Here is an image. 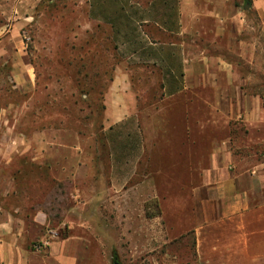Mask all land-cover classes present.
I'll return each instance as SVG.
<instances>
[{
    "label": "rangeland",
    "instance_id": "obj_1",
    "mask_svg": "<svg viewBox=\"0 0 264 264\" xmlns=\"http://www.w3.org/2000/svg\"><path fill=\"white\" fill-rule=\"evenodd\" d=\"M177 1L39 0L15 19L0 2V213L21 219L34 250L82 235L87 264H197L189 178L219 136L239 145L248 126L264 138V121L224 113L240 105L237 85L264 107V0ZM151 19L182 25L195 40L184 49L221 56L240 83L164 99L178 82L163 90L171 75L155 48L177 64L167 44L185 37ZM234 152L264 161V139Z\"/></svg>",
    "mask_w": 264,
    "mask_h": 264
},
{
    "label": "crops",
    "instance_id": "obj_2",
    "mask_svg": "<svg viewBox=\"0 0 264 264\" xmlns=\"http://www.w3.org/2000/svg\"><path fill=\"white\" fill-rule=\"evenodd\" d=\"M38 1L0 0L3 14L14 19L15 12L25 16L22 13L24 6H34ZM180 2L193 3L192 0H178L177 4ZM157 25L164 34L185 37L179 44H167L175 53L177 64L169 60L168 52L164 51V57L161 50L155 48L159 56L154 62L169 69L171 75L168 82L162 80L163 90L167 84L172 86L175 81L178 82L176 87L165 90L164 99L184 94L186 100H189L194 97L193 89L198 85L211 84L217 89L226 90L240 83L233 65L221 56L204 51L195 55L185 50L182 45L193 46L195 40L188 36L182 25L177 30ZM145 33L144 36L148 38L149 33ZM148 43L159 44L161 41ZM162 43L166 44L165 41ZM174 69L179 70L180 77L175 75ZM239 88L237 85L234 94L235 101L240 105L224 112L225 115L241 117L247 124L259 126L257 123L264 121V107L260 104V97L248 95ZM133 115L136 113L130 109L125 118ZM245 130L241 135L248 140L240 139L239 145L236 144L237 137H232L230 131L213 140L205 165L198 174L189 178L198 181L189 190L190 229L197 264H264V161L253 162L234 152L236 148L261 146L264 138L257 135L248 137L251 130ZM167 131L163 132L166 134ZM144 132L141 125L140 135ZM181 132L183 140L190 144V128L185 126ZM46 161L45 164L51 165L50 161ZM7 214L3 219L0 213V264H87L89 241L84 236L69 235L53 240L47 249L39 252L23 243L24 225L21 219L16 214L15 217Z\"/></svg>",
    "mask_w": 264,
    "mask_h": 264
},
{
    "label": "trees",
    "instance_id": "obj_3",
    "mask_svg": "<svg viewBox=\"0 0 264 264\" xmlns=\"http://www.w3.org/2000/svg\"><path fill=\"white\" fill-rule=\"evenodd\" d=\"M102 2L101 3H105V2H107L108 0H101ZM127 17V18H126ZM125 19H128V16H125L124 17ZM107 19V18H106ZM152 20V22L154 23V25H156V27L158 28V25L157 24H159L157 21H156V19H151ZM148 32V31H147ZM149 33V35H150V32H148ZM151 40L154 42V38L153 37H151Z\"/></svg>",
    "mask_w": 264,
    "mask_h": 264
},
{
    "label": "water",
    "instance_id": "obj_4",
    "mask_svg": "<svg viewBox=\"0 0 264 264\" xmlns=\"http://www.w3.org/2000/svg\"><path fill=\"white\" fill-rule=\"evenodd\" d=\"M244 7L247 8L248 7V4H246Z\"/></svg>",
    "mask_w": 264,
    "mask_h": 264
},
{
    "label": "built area",
    "instance_id": "obj_5",
    "mask_svg": "<svg viewBox=\"0 0 264 264\" xmlns=\"http://www.w3.org/2000/svg\"><path fill=\"white\" fill-rule=\"evenodd\" d=\"M46 243V242H45Z\"/></svg>",
    "mask_w": 264,
    "mask_h": 264
}]
</instances>
